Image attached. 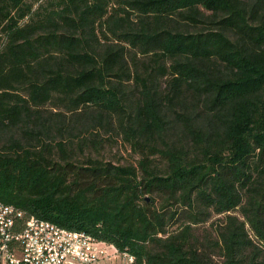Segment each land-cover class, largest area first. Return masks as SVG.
<instances>
[{
    "label": "trees",
    "instance_id": "1",
    "mask_svg": "<svg viewBox=\"0 0 264 264\" xmlns=\"http://www.w3.org/2000/svg\"><path fill=\"white\" fill-rule=\"evenodd\" d=\"M101 131L138 150V179L92 155ZM0 203L85 230L128 264H208L189 226L224 213L212 245L224 264H254L264 0H0Z\"/></svg>",
    "mask_w": 264,
    "mask_h": 264
},
{
    "label": "built area",
    "instance_id": "2",
    "mask_svg": "<svg viewBox=\"0 0 264 264\" xmlns=\"http://www.w3.org/2000/svg\"><path fill=\"white\" fill-rule=\"evenodd\" d=\"M110 248L117 250L85 230L45 224L0 204V264H101L115 253ZM119 253L125 264L133 261L131 254Z\"/></svg>",
    "mask_w": 264,
    "mask_h": 264
},
{
    "label": "rangeland",
    "instance_id": "3",
    "mask_svg": "<svg viewBox=\"0 0 264 264\" xmlns=\"http://www.w3.org/2000/svg\"><path fill=\"white\" fill-rule=\"evenodd\" d=\"M131 17H133L131 15ZM187 28V27H185ZM196 27H188V29H193ZM100 138L102 140L98 151L92 152V155L101 160L102 162H110L117 165H131L135 168L136 179L140 176V169L138 167L137 161L140 158V153L137 149H133L129 146L128 142L122 139L119 135H115L112 132H100ZM151 157V169L153 171L158 170L163 172L165 169L164 162L161 158L156 155H150ZM80 158V155L78 156ZM143 201L146 203H152L154 206L158 207L160 203L163 202L161 196L155 193H144ZM235 214L239 219L242 216L237 209L230 211ZM224 213H210L209 216L204 219L197 221L196 223H190L189 231L195 237H197V242L199 246H202L204 251L208 253L209 259L208 264H224L223 256L221 253L212 245L214 237L216 235V230L218 225L221 224ZM175 224L166 225V230H171ZM247 235L252 241L251 253L253 256L254 264H264V242L259 241L257 238L253 237L252 232L248 229V225L244 223ZM111 245V244H109ZM114 247L113 245H111ZM109 253H112L107 258H104L101 264H125L123 259L120 258V253L113 248H110Z\"/></svg>",
    "mask_w": 264,
    "mask_h": 264
},
{
    "label": "bare ground",
    "instance_id": "4",
    "mask_svg": "<svg viewBox=\"0 0 264 264\" xmlns=\"http://www.w3.org/2000/svg\"><path fill=\"white\" fill-rule=\"evenodd\" d=\"M1 204V203H0ZM2 205H5V204H2ZM5 206H8L9 208H13V209H16L15 207H13V206H11V205H5ZM22 212V211H21ZM38 221H40V222H42V223H45V224H54V223H52V222H49V221H45V220H38ZM54 225H56V224H54ZM58 226V225H57ZM60 227V226H59ZM63 228V227H62ZM99 239V238H98ZM109 244V243H108Z\"/></svg>",
    "mask_w": 264,
    "mask_h": 264
}]
</instances>
